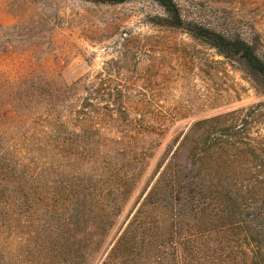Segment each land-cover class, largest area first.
I'll return each instance as SVG.
<instances>
[{
	"label": "rangeland",
	"instance_id": "374dc122",
	"mask_svg": "<svg viewBox=\"0 0 264 264\" xmlns=\"http://www.w3.org/2000/svg\"><path fill=\"white\" fill-rule=\"evenodd\" d=\"M175 2L186 21L240 36L264 56V0ZM165 18L164 9L154 0L123 4L0 0V131L5 129L6 142L20 143L36 163L45 160L36 154L39 147L34 145L32 135L43 130L32 124L40 119L42 110L37 101L42 96L30 101L29 95L80 81L119 87L120 92L106 99L128 102V114L146 117L148 123L146 131L133 128L128 133L136 139H126L125 143L139 155L130 163L115 155L123 146L111 141L122 139L124 133L116 128L102 130L101 137L109 139L103 150L109 149L108 153L116 157L113 164L121 171L119 176L106 174L102 163L64 160L58 152L55 158L45 160L57 176L52 185L56 189L48 195V187L42 185V197L36 204V216L29 217L30 223L19 219L5 229L0 226L6 264H92L95 256L91 259L87 253L97 241L100 249L103 247L100 253L98 248L95 263L103 261L167 172L195 165L196 175L200 172L201 179L208 182L217 183L230 173L240 179L248 177V160L241 152H223V158L212 162L206 157L213 152L205 155L201 146L195 150L197 143L193 142L207 130L199 129L196 134L192 129L204 119L231 116L240 125L242 139L250 136L264 148L263 83L259 81L258 88L237 58L226 59L187 31L166 26ZM10 105L20 109L6 117ZM31 167L35 170V165ZM224 168L229 172L223 174ZM137 174L129 186L127 177ZM83 183L91 187L96 200L86 208L69 207L68 199L82 193ZM68 185L76 187V194L66 192ZM168 194L159 188L151 202L164 206L163 200L168 205L164 200ZM250 195L246 197L258 200ZM117 196L119 211L110 227L109 220L106 230H101L105 224L99 219L96 223L93 217L85 220L83 214L90 213L91 208L107 214ZM74 213L79 217L73 219L74 225L68 230L69 217ZM171 216V208L150 206L149 213L143 215L147 225L143 228L147 229L139 233L135 247L128 248L125 264H174L170 252L162 255L164 250L159 247L169 239ZM184 222L179 220L180 227ZM52 225L61 228L51 233Z\"/></svg>",
	"mask_w": 264,
	"mask_h": 264
},
{
	"label": "trees",
	"instance_id": "16d2710c",
	"mask_svg": "<svg viewBox=\"0 0 264 264\" xmlns=\"http://www.w3.org/2000/svg\"><path fill=\"white\" fill-rule=\"evenodd\" d=\"M129 1L134 0H99L102 3L114 4ZM154 1L164 9L166 18L163 21L166 26L187 31L216 49L226 59L237 58L236 60L243 66V71L256 86L260 87L259 81L264 85V56L253 43L240 36L226 35L204 25L186 21L175 0ZM116 91L120 92L119 87L112 88L98 81H80L57 90L44 88L40 94L32 91L29 95L30 101H34L38 95L42 96V99L37 101L42 110L40 119L32 122L43 128L42 131L32 134L35 137L34 145L39 147L35 151L36 154L49 160L55 158L58 152L59 158L64 160L75 158L79 162L102 163L106 174L119 176L121 171L113 164L116 157L113 153H108L109 149L103 150L109 139L101 137L102 130L116 128L121 130L120 133H124L122 139L115 138L111 141L123 146L115 155L123 157L130 163V160L138 159L139 155L129 147V143H125L126 139L132 141L136 139L128 133L133 128L138 132L146 131L148 123L146 117H132L128 114V102L106 99L113 96ZM10 108L5 111L6 117L20 109L15 105H10ZM235 123L236 120L227 115L199 121L193 126V133L197 134L199 129L207 131L202 138H197L193 142L197 143L195 150L201 146L203 154L213 152L210 157H206L212 162L223 158V152L225 154L231 151L241 152L248 160L245 170L247 178L240 179L235 173H230L217 183L208 182L201 179L200 172L196 175L195 165L193 168L185 167L179 171L167 172L103 261L95 263L96 256L103 247L100 249V241L95 243L96 246L90 247L87 256L91 259L95 256V262L92 264H125L123 259L128 257L126 254L128 248L135 247L139 233L147 229L143 228L147 226L143 222V215L149 213L150 206L154 209L157 206L171 208L169 239L159 247L164 250L162 255L170 252L174 264H264V148L250 136L242 139L240 125ZM4 130L0 131V226L3 229L19 219L23 223H30L29 217L36 216V204L42 197L39 191L44 188L42 185L48 187L47 192H50L48 195H51L56 189L52 185L57 177L53 176L55 171L48 167V162L39 159L40 161L36 163L29 159L30 153L21 147L20 143L13 145L6 142ZM189 137L188 135L186 141H189ZM214 152H217L215 156ZM142 157H146V154ZM173 159L175 160V156ZM43 164L46 166L39 168ZM34 165L35 170L31 167ZM228 172L229 169H223V174ZM137 177L138 174L135 178L127 177L129 186H132ZM87 185L83 183L82 193L68 199L69 207L83 205L86 208L91 204V200H96L94 194L90 193L91 187L86 188ZM159 188L169 192L164 199L168 205L163 200L161 202L164 206L151 202ZM76 190V187L70 185L66 188L67 193L76 194ZM247 193H251L250 196L257 197L258 200L246 197ZM118 197H115L114 204L107 205V214H99L91 208L90 213L84 212L83 217L85 220L93 217L94 223L99 219L101 224H105L101 230H106L108 220L107 227H110L111 220L119 211ZM78 217L77 213L71 214L68 230L74 225L73 219ZM166 219L162 222L165 223ZM181 219L186 221L182 223V227L178 223ZM66 221L67 217L63 222ZM60 228L61 226L52 225L50 232L55 233ZM36 232L39 233L41 230ZM3 252L0 241V264H6Z\"/></svg>",
	"mask_w": 264,
	"mask_h": 264
}]
</instances>
